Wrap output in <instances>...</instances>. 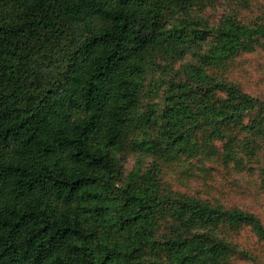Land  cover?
Listing matches in <instances>:
<instances>
[{
	"label": "trees",
	"instance_id": "16d2710c",
	"mask_svg": "<svg viewBox=\"0 0 264 264\" xmlns=\"http://www.w3.org/2000/svg\"><path fill=\"white\" fill-rule=\"evenodd\" d=\"M213 171L264 203V0H0V264H264Z\"/></svg>",
	"mask_w": 264,
	"mask_h": 264
},
{
	"label": "rangeland",
	"instance_id": "374dc122",
	"mask_svg": "<svg viewBox=\"0 0 264 264\" xmlns=\"http://www.w3.org/2000/svg\"><path fill=\"white\" fill-rule=\"evenodd\" d=\"M226 7L224 6V4H220L214 8H208L205 10L206 15H205V20L210 24V25H214L217 23L218 19L220 18L221 13L224 12V9ZM193 54L190 53L189 55H187L185 57L184 60H182L181 62H185L190 61L192 59H194V57L192 56ZM163 62H166L163 60ZM162 62V63H163ZM160 75L166 76V74H164L163 72H159ZM161 92H159L158 94H156L155 91L151 92L149 95L155 100H158V95H160ZM134 164V159L133 157H129L127 159V162L125 164V167H127V170H130L133 167ZM182 169V166L180 165L179 168H175V165H173L171 167V171L169 172V178H171V186H173V188L175 189V185L178 186V188H180L182 191H186L188 193L194 194V195H198V196H202L204 198L209 197V198H213V195H209L206 193V189H205V185L203 184V180L202 178L199 176L200 174L195 173L192 176H187V175H180L179 170ZM127 171L125 170V173ZM214 173H216V175L213 173L212 175H210V179L212 181V179H214V183L213 185H220L221 183H223V181L232 183L233 181H237L238 183V188L239 189H243L245 190V192L249 191L248 193H250L249 195L246 194V196H248V198L251 201V204L253 205V207H257L259 208L262 213H264V203H261V199L263 194L260 192V187L258 185L252 184L250 181L247 180L246 176H243L241 174H234V175H224L218 172L213 171ZM175 177L177 178V183L175 184ZM223 180V181H222ZM233 190L232 188H224V195L228 194L230 191ZM244 194V192L242 193ZM238 195H241V193L236 192L235 194L232 195H228V199H235ZM242 239H244L243 241H245V236H241Z\"/></svg>",
	"mask_w": 264,
	"mask_h": 264
}]
</instances>
